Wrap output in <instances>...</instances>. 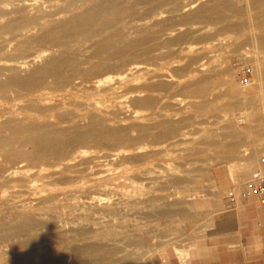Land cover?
I'll return each mask as SVG.
<instances>
[{
	"label": "rangeland",
	"instance_id": "obj_1",
	"mask_svg": "<svg viewBox=\"0 0 264 264\" xmlns=\"http://www.w3.org/2000/svg\"><path fill=\"white\" fill-rule=\"evenodd\" d=\"M16 1L0 0V26L22 19L38 33L73 12L121 7L106 15L112 24L97 19L51 43L23 47L17 31H0V84L9 64L47 52L62 53L58 76L69 77L32 93L0 87V264H147L188 258L225 235L228 193L264 155V5ZM29 125L61 130L62 153L38 156Z\"/></svg>",
	"mask_w": 264,
	"mask_h": 264
},
{
	"label": "bare ground",
	"instance_id": "obj_2",
	"mask_svg": "<svg viewBox=\"0 0 264 264\" xmlns=\"http://www.w3.org/2000/svg\"><path fill=\"white\" fill-rule=\"evenodd\" d=\"M55 1L61 2L60 0H55ZM16 2H18V0ZM141 2L144 3V1H140V3ZM46 4H44V5H46ZM20 5H22L26 9L28 7L29 8H34V7H37L39 5H42V0H24L22 2V4H20ZM10 6H12V5L10 4ZM55 6H53V7H55ZM93 6H94V3H93ZM42 7H44V6H42ZM116 7L118 8V7H121V6L118 5ZM116 7L109 6V5H104V6H100L98 10L95 7V10L94 9H87V10L79 11L77 13L73 12L69 16L63 17V18H66V19H64V20H62L60 22L56 23V22L53 21L54 23H47L48 26L45 25L46 28L44 30L42 29L43 31H41L39 33H38L39 29L36 28L37 27L36 24H33V27H29V25L27 26L25 21H23L22 19H21L22 20L21 21L19 19L22 15H19L20 17L18 19L20 20V22H18V23H15V22H12V21H6L5 23H3L1 21L3 24L1 23L2 25L0 26V31H3V32H10L12 30L17 31V34H15V35L12 33L14 35V36L11 35L12 39L18 38V37L19 38L23 37V39L20 40V42L22 43L23 47H26V45L29 44L30 42L35 43V42H38V41L39 42L46 41V42H50L51 43V42H53L54 40L57 39L58 33H60L59 37H60L61 34H63V36H65L64 33L67 34L68 32L71 31V29L73 30L75 27L80 26V25H87V24L89 25L90 23H92L93 21H95L97 19L102 20L104 22V24H109L111 21H109L107 19L105 21V17H106V15L110 16L111 14L113 16H119L118 14H116V11H118ZM20 9L21 8H19V11H20ZM83 9H86V8H83ZM11 10H12V8H11ZM127 10H129V8ZM210 12H211V10H204L203 14L207 15ZM12 13H13V11H12ZM117 13H121V12H117ZM3 17H4V20H6L5 16H3ZM113 18H115V17H113ZM7 19H8V17H7ZM12 20H13V18H12ZM113 20H116V19H113ZM29 22H31V21H29ZM98 22H99V20H98ZM101 24H103V23H101ZM111 24H112V22H111ZM81 27H83V26H81ZM30 31H34L35 33H32L33 35L29 36ZM75 31H76V29H75ZM263 45H264V41H263ZM61 54L62 53H54V52L53 53L52 52L48 53L47 52L46 54H37V55H34L33 57L31 56L30 58L27 56L25 60L20 61L19 63L9 64V67L6 68L5 70L12 72V75L8 76L6 78V80L3 83L0 84V87L4 88V87H11V86L13 87V86H15V87H18L19 89L27 92V93H32V92L36 91L41 84L44 85L43 82H44V80L46 78L48 79L49 77H53V76H55V78H54V81L52 83H54L57 87L58 86L62 87L66 82H68V80H69L68 78L69 77L68 76L66 77L64 75L63 76H58V74L60 73V70L62 69V67L66 66V64L68 63V60L66 58H63ZM44 57H46V59L44 61H42L41 64H37L39 59H44ZM262 69L264 71V67ZM127 70L131 71L132 68H128ZM20 71L24 72V74L22 76L21 75H17V73H16V72H20ZM101 82L102 81H100V80H96L95 87L96 88L101 87ZM42 85H41V87H42ZM48 108L51 109V107H48ZM84 117L86 119H89V115H85ZM39 118L40 119H44L41 116H39ZM89 121H90V119H89ZM87 124H89V123H87ZM86 126H88V125H86ZM26 131H30L31 132V134L27 137V142L29 144H32L34 147H36L38 149V153H40V154H37L38 156L43 155L48 148H52L55 151L54 152L55 154H56L57 151H59L60 154L62 153L63 149L62 148L61 149L57 148L58 144L60 143L59 141L62 139V131L61 130L60 131L51 130V129H49V127H46L45 125H39V126H31V125H29L26 128ZM92 131H93V129L88 130V131H86L84 133H78V134H76L75 139L83 141L86 136H90V135L93 134ZM96 132H98L99 135L101 134V136L102 135L105 136V131L96 130ZM119 139H120V136H119ZM119 139H117V140H119ZM61 141H63V140H61ZM64 158H62V159L64 160Z\"/></svg>",
	"mask_w": 264,
	"mask_h": 264
},
{
	"label": "crops",
	"instance_id": "obj_3",
	"mask_svg": "<svg viewBox=\"0 0 264 264\" xmlns=\"http://www.w3.org/2000/svg\"><path fill=\"white\" fill-rule=\"evenodd\" d=\"M251 1L264 5V0ZM233 207L235 213L224 228L225 235L206 243L188 258L170 252L147 264H264V206L251 197L237 201Z\"/></svg>",
	"mask_w": 264,
	"mask_h": 264
},
{
	"label": "built area",
	"instance_id": "obj_4",
	"mask_svg": "<svg viewBox=\"0 0 264 264\" xmlns=\"http://www.w3.org/2000/svg\"><path fill=\"white\" fill-rule=\"evenodd\" d=\"M249 69L238 71L237 78L241 86L246 87L249 85V79L247 73ZM256 198L258 203L264 206V155L258 159V167L251 173L249 181L246 186L240 189L238 192L230 191L228 198L232 204L241 199Z\"/></svg>",
	"mask_w": 264,
	"mask_h": 264
}]
</instances>
